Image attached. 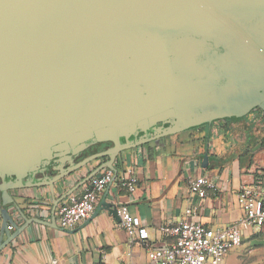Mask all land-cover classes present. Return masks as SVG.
Wrapping results in <instances>:
<instances>
[{"label": "water", "instance_id": "obj_1", "mask_svg": "<svg viewBox=\"0 0 264 264\" xmlns=\"http://www.w3.org/2000/svg\"><path fill=\"white\" fill-rule=\"evenodd\" d=\"M256 109L264 0H0V253L33 224L56 225L11 193L54 189L101 159L83 184L105 169L114 182L125 151Z\"/></svg>", "mask_w": 264, "mask_h": 264}, {"label": "crops", "instance_id": "obj_2", "mask_svg": "<svg viewBox=\"0 0 264 264\" xmlns=\"http://www.w3.org/2000/svg\"><path fill=\"white\" fill-rule=\"evenodd\" d=\"M108 160L89 164L56 184L54 189L15 191L11 194L16 206L26 212L35 207L51 212L55 206L70 203L93 179L83 184L84 180ZM117 164V179L99 199L97 208L102 206V211L71 231L63 230L57 222L52 227L33 224L0 253V264H149L150 248L171 243L170 238L160 233V227L186 218L188 208L194 210L192 221L211 228L239 221L243 211L236 191L241 184L251 183L255 169L264 166V117L262 114L260 120L247 116L242 120L221 121L164 137L125 151ZM56 174L52 170L47 176ZM203 175L215 179L220 188L218 193L210 192L205 200L193 195L189 185L191 178ZM125 177L137 179L134 194L123 186ZM104 199L106 203L102 204ZM107 204L117 208L126 206L148 230V238L142 241L130 237L122 228L121 220L109 213ZM2 210L0 194V229ZM9 211L19 224L24 223L15 206ZM53 217L50 213L45 220L52 222ZM262 235L264 231L257 234L244 231L243 243L252 237L251 242H262Z\"/></svg>", "mask_w": 264, "mask_h": 264}, {"label": "built area", "instance_id": "obj_3", "mask_svg": "<svg viewBox=\"0 0 264 264\" xmlns=\"http://www.w3.org/2000/svg\"><path fill=\"white\" fill-rule=\"evenodd\" d=\"M261 119L262 113L258 112ZM253 181L243 183L236 191L237 202L243 211L239 221L227 226L215 228L192 221L194 210L188 208L183 220L171 222L160 227V233L171 239L168 246L150 248L149 264H223L231 249L240 247L244 239V231L254 234L264 231V166L253 172ZM114 172L105 169L95 177L89 187L70 203H63L56 208L54 216L59 227L71 231L78 228L96 211L100 196L106 187L113 182ZM123 186L134 194L137 179L125 177ZM190 191L201 200L208 198L209 193H218L220 188L215 179L208 176H197L189 181ZM122 228L130 235L144 241L148 238V230L142 226L138 217L129 213L126 206L118 207ZM34 217L46 219L52 211L35 207L30 210ZM13 230L12 227H9Z\"/></svg>", "mask_w": 264, "mask_h": 264}, {"label": "rangeland", "instance_id": "obj_4", "mask_svg": "<svg viewBox=\"0 0 264 264\" xmlns=\"http://www.w3.org/2000/svg\"><path fill=\"white\" fill-rule=\"evenodd\" d=\"M248 116L251 120H255L258 115L249 114ZM89 156L87 154L85 158ZM93 163L95 162L91 164ZM252 239L246 240L240 247L231 249L225 257L223 264H264V235L260 236L262 242L254 243L251 242Z\"/></svg>", "mask_w": 264, "mask_h": 264}, {"label": "trees", "instance_id": "obj_5", "mask_svg": "<svg viewBox=\"0 0 264 264\" xmlns=\"http://www.w3.org/2000/svg\"><path fill=\"white\" fill-rule=\"evenodd\" d=\"M259 112L262 113L263 117H264V113L261 110H259ZM244 118H246V117H244ZM242 119H237V120H242ZM224 121H232V120H224ZM219 122H221V121H219ZM202 127H204V126H202ZM105 146H110L111 147V144H108V143L107 144H97V145L91 147L90 149H88L82 155H84V156H86L87 154L93 155V154H95L97 152L103 151L102 148H104Z\"/></svg>", "mask_w": 264, "mask_h": 264}, {"label": "flooded vegetation", "instance_id": "obj_6", "mask_svg": "<svg viewBox=\"0 0 264 264\" xmlns=\"http://www.w3.org/2000/svg\"><path fill=\"white\" fill-rule=\"evenodd\" d=\"M258 112H259V109H256V110H253L250 114H253V115H254V114H258ZM83 157L85 158L86 156H84V155L81 154V155L75 157V158H74L75 163H78V162L84 160ZM65 167L68 168L69 165L66 164ZM0 183H1V179H0Z\"/></svg>", "mask_w": 264, "mask_h": 264}]
</instances>
